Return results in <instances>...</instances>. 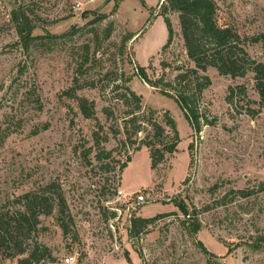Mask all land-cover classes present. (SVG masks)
I'll return each instance as SVG.
<instances>
[{
	"label": "rangeland",
	"instance_id": "1",
	"mask_svg": "<svg viewBox=\"0 0 264 264\" xmlns=\"http://www.w3.org/2000/svg\"><path fill=\"white\" fill-rule=\"evenodd\" d=\"M214 1L221 26L242 37L264 35V0ZM163 4L0 0V213H22L32 228L36 219L26 196L52 203L62 194L78 234L65 237L53 216L33 207L38 224L24 241L50 249L43 264H63L71 256L77 264H264V241L257 246L264 238V105L255 75L233 79L215 68L199 73L210 84L198 95L196 133L171 96L174 90L166 87L195 65L173 12V40L163 52L169 40ZM19 8L35 25L29 49L12 21ZM246 49L264 64V45ZM129 91L142 98L144 130L137 134L132 123L125 130L134 107L121 97ZM81 98L95 104L94 119L82 115ZM151 112L164 127L165 116L173 118L181 141L156 170L142 145L152 130L146 123ZM101 154L109 156L100 160ZM119 187L145 194L148 204L118 220L110 209L125 208L115 203ZM182 209L201 224L198 234L190 233L191 220ZM129 215L167 216L133 237ZM17 261L0 248V264Z\"/></svg>",
	"mask_w": 264,
	"mask_h": 264
},
{
	"label": "trees",
	"instance_id": "2",
	"mask_svg": "<svg viewBox=\"0 0 264 264\" xmlns=\"http://www.w3.org/2000/svg\"><path fill=\"white\" fill-rule=\"evenodd\" d=\"M163 12L166 17L169 28V40L163 48L166 51L173 40V28L171 21L168 18V12H173L179 15L181 34L184 47L186 49L188 59L194 63L195 69L179 74L174 85H167V88H172L176 103L185 115L186 120L193 127L196 133L201 132L200 115L197 106L198 95L205 90L210 81L207 77L198 79L199 73H206L209 68H215L221 76H230L233 79L244 77L247 72L251 71L255 75V90L261 98V103L264 105V64L252 60L246 47L247 45H264V35L254 36L252 38L242 37L239 32L231 26H221L219 24L218 6L214 0H165L163 4ZM12 21L15 24L18 36L23 48L29 49L35 38L32 36L35 25L30 18L26 9L19 8L12 12ZM106 39L110 38L112 28L106 30ZM131 36L128 40L133 39ZM143 80L148 81L146 76H142ZM150 83V82H149ZM128 90V89H127ZM166 92V91H165ZM127 107L132 108L125 119V130H128V124L132 123L135 126L134 133L143 132L144 116L142 112V98L129 91V96H122ZM79 108L82 115L86 119H94L95 104L90 103L87 99L81 98L78 100ZM105 114L111 115L108 109L104 110ZM142 114V115H141ZM153 114L150 113V118L146 119L147 125L152 129L142 145L150 150L152 160V169L156 170L164 161L166 156H172L178 152L180 144V136L177 129V124L169 115L165 116V125L153 119ZM171 133H167V129ZM2 143H0L1 147ZM139 151V149H138ZM109 155L101 154L99 159L108 158ZM131 157L127 158V163L122 165V170L127 168L131 162ZM30 200L31 206L29 211L35 217L33 227H27L30 224V219L24 214H12L11 212L0 213V248L5 249L10 258H18L17 264H43L45 260L51 258L50 249L36 242L34 245H27L24 241L29 240L32 232L35 231L38 224L37 213L33 210L43 207V215L46 217L53 216L57 226L63 232L65 237H78V234L73 230V219L69 214L68 204L62 194L52 200L40 199L38 195L26 196ZM24 199V196H23ZM24 204V203H23ZM34 207V209H33ZM185 217L191 220L189 227L191 234H198L201 230V224L197 221H192L188 210L182 209ZM167 216V215H165ZM157 216L151 219L134 218L132 220L131 236L140 237L145 229L153 224L158 218L165 217ZM193 222V223H192ZM264 238L258 240L257 246L261 245ZM205 255H210L206 249L202 248ZM55 264L53 261L52 264ZM211 264V263H210Z\"/></svg>",
	"mask_w": 264,
	"mask_h": 264
},
{
	"label": "built area",
	"instance_id": "3",
	"mask_svg": "<svg viewBox=\"0 0 264 264\" xmlns=\"http://www.w3.org/2000/svg\"><path fill=\"white\" fill-rule=\"evenodd\" d=\"M81 4H78L77 7L80 8ZM115 196H116V200L115 203L119 204L121 203L122 205H125V208H121V207H113L110 210L112 212H117L119 213L118 216V220L120 219V216L123 214V212H127V214L129 212H131V214L137 209L138 206L141 205H145L148 204V196H146L143 193H126L124 192V190L119 187L116 191H115ZM139 194H143V195H139ZM130 217L127 216V221L129 223V231L132 228V220L134 219L132 217V215H129ZM112 228H114L112 226ZM63 264H77V259L74 256H71L69 258H66L64 260Z\"/></svg>",
	"mask_w": 264,
	"mask_h": 264
},
{
	"label": "water",
	"instance_id": "4",
	"mask_svg": "<svg viewBox=\"0 0 264 264\" xmlns=\"http://www.w3.org/2000/svg\"><path fill=\"white\" fill-rule=\"evenodd\" d=\"M163 2H165V0H163Z\"/></svg>",
	"mask_w": 264,
	"mask_h": 264
}]
</instances>
